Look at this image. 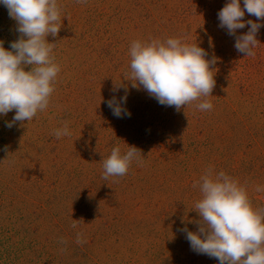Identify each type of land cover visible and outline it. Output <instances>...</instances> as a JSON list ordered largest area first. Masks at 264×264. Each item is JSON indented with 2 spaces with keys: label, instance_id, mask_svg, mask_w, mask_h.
I'll list each match as a JSON object with an SVG mask.
<instances>
[{
  "label": "rangeland",
  "instance_id": "1",
  "mask_svg": "<svg viewBox=\"0 0 264 264\" xmlns=\"http://www.w3.org/2000/svg\"><path fill=\"white\" fill-rule=\"evenodd\" d=\"M227 2L57 0L63 26L47 39L60 72L49 107L12 128L6 122L15 110L0 115V264H218L180 231L198 230L205 171L225 172L246 188L254 209H264V190H255L264 189V27L255 56L238 53L235 37L218 26ZM249 19L256 21L245 12ZM16 27L0 3L8 50ZM168 38L216 58L212 95L179 111L131 80L132 42ZM125 89L131 115L118 118L107 101ZM205 99L213 107L201 111L196 105ZM65 122L71 135L57 139ZM115 146L122 154L135 146L140 162L105 180L103 160Z\"/></svg>",
  "mask_w": 264,
  "mask_h": 264
},
{
  "label": "clouds",
  "instance_id": "2",
  "mask_svg": "<svg viewBox=\"0 0 264 264\" xmlns=\"http://www.w3.org/2000/svg\"><path fill=\"white\" fill-rule=\"evenodd\" d=\"M0 3L16 21L20 34L10 43V50L0 41V115L15 110L12 121L6 122V127L12 128L16 122L31 121L49 107L60 66L53 55L55 43L47 37L58 36L63 26L62 8L57 0H0ZM76 3L86 5L87 0ZM245 12L255 16L256 21L244 20ZM217 15L218 26L235 37L236 51L244 57L255 56L257 35L264 27V0H243V7L241 0H228ZM246 26H250L246 33L237 34ZM129 56L133 87H142L161 105L174 106L179 111L212 95L216 58L208 59V52L197 43L189 44L183 38L136 40L130 46ZM114 91H119V84ZM126 101L125 89L124 96L119 99L113 96L107 105L114 116L130 117L131 113L123 107ZM196 107L205 111L213 105L205 99ZM54 135L57 139L70 136L68 123L56 129ZM140 156L141 151L135 146L123 154L119 146L113 147L110 156L103 160L102 178L126 175L134 160L140 162ZM198 186L201 198L195 203V211L200 219L194 222L198 230L190 231L186 225L180 229L191 249L217 259L218 264H264V209H254L246 188L223 171L215 173L209 167ZM255 190L264 189L257 186ZM71 227L76 228V223ZM84 242L77 233L76 243ZM60 243L66 241L61 238Z\"/></svg>",
  "mask_w": 264,
  "mask_h": 264
}]
</instances>
